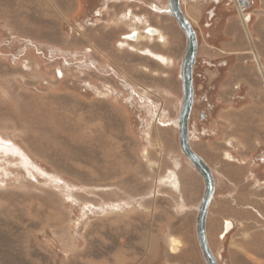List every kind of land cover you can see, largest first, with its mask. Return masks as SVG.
<instances>
[{
  "label": "rangeland",
  "instance_id": "obj_1",
  "mask_svg": "<svg viewBox=\"0 0 264 264\" xmlns=\"http://www.w3.org/2000/svg\"><path fill=\"white\" fill-rule=\"evenodd\" d=\"M180 1L198 34L189 133L216 184L210 247L219 264H264V0L241 9L251 40L235 0ZM167 7L0 0V264H206L205 184L176 126L187 38ZM135 17L166 46L126 40L146 33Z\"/></svg>",
  "mask_w": 264,
  "mask_h": 264
},
{
  "label": "water",
  "instance_id": "obj_2",
  "mask_svg": "<svg viewBox=\"0 0 264 264\" xmlns=\"http://www.w3.org/2000/svg\"><path fill=\"white\" fill-rule=\"evenodd\" d=\"M169 14L175 18L181 30L187 37V50L182 64L181 78L183 82V103L176 126L179 131V144L183 155L203 178L205 192L198 208L197 239L206 264H219L207 239V219L209 209L216 192V184L212 170L191 147L189 121L195 104L193 71L196 63L198 42L196 33L190 22L183 15L180 0H169Z\"/></svg>",
  "mask_w": 264,
  "mask_h": 264
},
{
  "label": "bare ground",
  "instance_id": "obj_3",
  "mask_svg": "<svg viewBox=\"0 0 264 264\" xmlns=\"http://www.w3.org/2000/svg\"><path fill=\"white\" fill-rule=\"evenodd\" d=\"M235 1H237V0H235ZM237 3V2H236ZM237 8L239 9V11H240V14L243 16V18H241L242 19V21H243V23H244V26H245V28H246V31H247V34H248V36H249V39L251 40L252 39V37H251V33H250V30L248 29L249 27V23H251V19H250V16H246V17H244V15L242 14V7L239 5V3H237ZM242 9V10H241ZM96 16L97 17H100L101 16V12H96ZM132 16V15H131ZM126 20H131L132 19V17H130L129 19H127V16H125L124 17ZM134 24H136V25H138V26H143L144 27V25L147 27V28H145V30H146V33H145V35H141L140 34V31H139V29H135L133 32H135V33H133L132 32V34L131 35H128L125 39L126 40H128V41H132V42H135L136 44H140L142 41H143V39H145V38H151V39H153V38H155V37H158V38H160V40H162V41H164V44H163V46H166V44L168 43L167 42V38L165 37V36H163L162 34V31L161 30H159L158 28H154V27H152L151 25H148V23L147 22H144V20H142L141 18H139V17H135L134 18ZM138 26H136V27H138ZM120 46L121 47H123V48H126V47H129V48H132V47H130L128 44H120ZM132 49H134V48H132ZM143 53L146 55V56H148V57H150V58H152V60H154V61H156V62H158L159 64H161V65H164V66H168L170 63H172L171 62V59H169V58H167L166 56H164V55H160V54H158V53H154L152 50H150V49H146L145 51H143ZM256 60H257V62H258V64H259V66H260V69H263V65H262V63H261V61H260V58L259 57H257L256 56ZM59 74H60V77H63L64 76V74L61 72V71H59ZM228 159L230 160V157H228ZM178 185H179V182H177L176 184H174V187L177 189L178 188ZM233 227H234V225H233V223L232 222H230V221H227V231H226V235L228 234V233H230V231L233 229ZM206 232H207V228H206ZM207 239H208V234H207ZM223 239V238H222ZM178 243L180 244V242H178V241H174V245H173V251L175 250V251H177V249H178ZM208 243H209V240H208ZM209 245H210V243H209Z\"/></svg>",
  "mask_w": 264,
  "mask_h": 264
},
{
  "label": "flooded vegetation",
  "instance_id": "obj_4",
  "mask_svg": "<svg viewBox=\"0 0 264 264\" xmlns=\"http://www.w3.org/2000/svg\"><path fill=\"white\" fill-rule=\"evenodd\" d=\"M253 0H237L236 2L237 3H239V5L242 7V9L243 10H248L249 8H250V5H251V2H252ZM215 3L216 4H220L221 3V1H219V2H216L215 1ZM180 8H181V11H182V13H183V15L186 17V19L190 22V20H189V17H188V15L183 11V9H182V6H181V1H180ZM168 10H169V0H168V7H167V9H166V13H167V15H169L171 18H173L170 14H169V12H168ZM132 13V12H131ZM132 14H127L126 16H127V19H129L130 17H132L131 16ZM215 16H216V10H215V13H213L212 14V20L215 18ZM94 17H95V13H94ZM174 20H175V18H173ZM250 19H251V16H250ZM176 21V20H175ZM145 22V21H144ZM177 22V21H176ZM178 24V23H177ZM190 24L192 25V23L190 22ZM192 27H193V25H192ZM181 29V28H180ZM193 29H194V27H193ZM195 31V33H196V38H197V42H198V34H197V31L196 30H194ZM187 38V37H186ZM132 42V41H131ZM197 53H198V51H197ZM186 54V53H185Z\"/></svg>",
  "mask_w": 264,
  "mask_h": 264
},
{
  "label": "crops",
  "instance_id": "obj_5",
  "mask_svg": "<svg viewBox=\"0 0 264 264\" xmlns=\"http://www.w3.org/2000/svg\"><path fill=\"white\" fill-rule=\"evenodd\" d=\"M104 9H105V7L101 10V9H99V11H96V12H102V11H104ZM96 12H95V17H97L96 16ZM102 15V14H101ZM101 17V16H100ZM98 18V17H97Z\"/></svg>",
  "mask_w": 264,
  "mask_h": 264
}]
</instances>
